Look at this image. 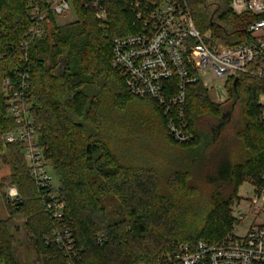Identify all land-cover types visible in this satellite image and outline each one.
I'll list each match as a JSON object with an SVG mask.
<instances>
[{"label":"trees","instance_id":"16d2710c","mask_svg":"<svg viewBox=\"0 0 264 264\" xmlns=\"http://www.w3.org/2000/svg\"><path fill=\"white\" fill-rule=\"evenodd\" d=\"M125 1H106L109 20L103 29L92 7L72 0L78 20L59 26L50 14L46 22L52 28L25 50L20 43L32 25L29 0H0V151L2 134L16 127L3 82L15 78L19 66L29 67V103L60 179L64 222L73 232L79 264H157L180 244L219 241L233 230L231 206L239 184L249 176L263 182L264 106L259 98L264 81L242 75L236 91V77L230 78L226 102L237 92L238 102L244 99L246 105V120L237 133L242 159L225 152L208 165L205 146L211 137L198 132L197 121L201 116L221 121L226 106L214 105L201 83L189 85L186 119L195 139L172 140L159 106L132 95L111 66L114 39L133 31L134 16ZM187 1L197 27L211 30V45L246 42L249 24L260 19L234 13L232 0ZM6 147L4 159L21 199L9 201L0 185V211L3 204L9 210L7 217L0 215V264H20L17 215L25 218L35 239L38 264H67L58 245L46 241L56 223L39 198L21 147ZM107 195L118 203L112 217L102 199Z\"/></svg>","mask_w":264,"mask_h":264},{"label":"built area","instance_id":"2783aa9c","mask_svg":"<svg viewBox=\"0 0 264 264\" xmlns=\"http://www.w3.org/2000/svg\"><path fill=\"white\" fill-rule=\"evenodd\" d=\"M84 1L87 8L94 9L100 27L106 28L109 20L107 0ZM125 5L134 16L133 31L114 39L111 66L132 95L150 98L159 106L173 141L183 144L195 139L186 119L189 85L201 83L208 89L203 79L208 74L216 81L242 75L264 81V0H232L234 13H251L260 18L248 26L251 38L237 46L209 44L211 35L197 27L187 0H126ZM72 7V0H29L32 25L20 43L22 48L27 50L47 33L49 24L46 21L50 14L63 15ZM29 79V67L19 66L15 78L7 77L3 82L8 115L16 127L6 130L2 139L5 145L21 147L39 198L56 223L46 241L58 245L67 264H79L81 256L73 232L64 222L66 201L53 182L54 169L35 126L29 103ZM214 93L209 91L211 96ZM262 96L264 93L259 102L264 106ZM253 187L251 208L258 214L264 209V176L263 182ZM4 189L10 201L21 199L20 190L12 181L6 182ZM246 218L245 213H239L232 232L221 240L199 241L194 246L180 244L176 252L157 264H264V223L254 221L246 235L236 234Z\"/></svg>","mask_w":264,"mask_h":264},{"label":"rangeland","instance_id":"374dc122","mask_svg":"<svg viewBox=\"0 0 264 264\" xmlns=\"http://www.w3.org/2000/svg\"><path fill=\"white\" fill-rule=\"evenodd\" d=\"M218 1V0H210ZM56 23L59 26H64L70 23H73L78 20V12L74 7L71 8L69 12L63 15H55L54 16ZM49 29L52 28L51 25L48 27ZM207 33L211 35V30H207ZM113 45V43H112ZM204 81L207 82L208 91H215L214 96H211L210 99L214 105L218 107H226L231 105L230 101L227 103V98L229 97V93L227 90L228 83L230 81V77H225L221 80H214L211 74H208L203 77ZM264 101V96L262 99ZM246 120V105L244 99L242 101L237 102L235 109L233 110L232 116L228 123L219 131L218 125L220 120L213 119L211 116H201L198 118L197 121V129L199 133L209 132V140H207L206 148V157L208 165H211L212 162L219 156H222L225 152H234L232 156H235L236 159H242V139L241 137L237 136L238 130L242 128L244 122ZM43 145V144H42ZM7 146V145H6ZM4 145V149L0 151L2 152V161L3 167L0 171V185L3 186L2 190L5 193L4 184L6 182H11V166L10 164L5 162L4 156L7 155L8 149ZM45 148V147H44ZM46 150V149H45ZM51 166L54 169L52 161L50 160ZM206 167V165H204ZM208 167L204 168L207 169ZM53 182L59 187L60 179L55 170L52 171ZM253 177H246V181H243L239 184L237 188L238 198L232 204L231 210L235 218L238 217L239 213H245L247 215L246 220L238 227L236 234L243 236L246 235L247 228L253 224L254 221L264 223V209L255 214L251 208V194L253 191V186L255 183L252 179ZM204 187V188H203ZM204 189L203 194L208 191V188ZM205 195V194H204ZM7 198V197H5ZM8 199V198H7ZM103 201L107 205V210L109 215L112 217L117 209L118 203L116 202L113 196L107 195L104 196ZM113 199V200H112ZM107 200L110 202L108 203ZM6 201V200H5ZM10 201V200H9ZM203 201H205L203 199ZM3 208L0 211L1 217L5 218L9 215V210L7 209L6 205L3 204ZM16 222L19 226V231L17 233V242L15 244V253L18 258L20 264H38L37 258L38 254L36 251L35 246V239L29 233L28 229L25 226V218L19 215L15 216ZM229 235V234H228Z\"/></svg>","mask_w":264,"mask_h":264},{"label":"water","instance_id":"95a60500","mask_svg":"<svg viewBox=\"0 0 264 264\" xmlns=\"http://www.w3.org/2000/svg\"><path fill=\"white\" fill-rule=\"evenodd\" d=\"M238 81H239V77H237L235 79V82H234V89L237 91V87H238ZM239 94L236 92V97L235 99L231 102V105L226 107L223 114H222V117H221V121L218 125V130L220 131L225 125L226 123L229 122L231 116H232V113H233V110L235 109L236 107V104L239 100Z\"/></svg>","mask_w":264,"mask_h":264},{"label":"crops","instance_id":"0c3cea01","mask_svg":"<svg viewBox=\"0 0 264 264\" xmlns=\"http://www.w3.org/2000/svg\"><path fill=\"white\" fill-rule=\"evenodd\" d=\"M228 99V98H227Z\"/></svg>","mask_w":264,"mask_h":264}]
</instances>
